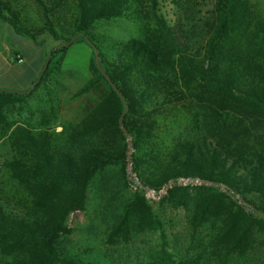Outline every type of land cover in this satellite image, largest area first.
I'll return each mask as SVG.
<instances>
[{"label": "trees", "instance_id": "1", "mask_svg": "<svg viewBox=\"0 0 264 264\" xmlns=\"http://www.w3.org/2000/svg\"><path fill=\"white\" fill-rule=\"evenodd\" d=\"M33 1L41 25L12 0H0V20L36 43L45 31L58 44L79 36L49 50L47 68L30 91L0 89V264H100L70 254L61 242L71 231L69 216L86 210L92 188L104 205H115L109 241L157 233L148 259L119 264H181L144 187L159 192L186 178L225 185H173L158 199L184 209L199 255L223 264L260 249L264 264L263 0H212L203 15L178 14L173 23L160 0ZM103 18L138 23L139 36L96 41L90 29ZM80 40L91 49V76L75 95L94 92L95 98L67 122L58 121L53 97L27 107L25 97L43 83L52 57ZM88 41L128 105L129 175L118 124L124 103ZM125 188L131 193L119 200Z\"/></svg>", "mask_w": 264, "mask_h": 264}, {"label": "rangeland", "instance_id": "2", "mask_svg": "<svg viewBox=\"0 0 264 264\" xmlns=\"http://www.w3.org/2000/svg\"><path fill=\"white\" fill-rule=\"evenodd\" d=\"M12 1L24 9L34 25H41V11L33 0ZM211 3L212 0H191L189 5H186L181 0H160L161 12L171 23L175 21L178 14H183L185 17H199L206 13ZM0 27L9 26L0 20ZM9 29L12 34H8V36L6 34V38H9L7 43L15 44V47L24 53L23 56L26 54V59L23 57V61H26L25 64L32 65L35 57L31 44L33 40L17 33H14L17 35L14 36L11 28ZM139 31L140 24L125 18H103L94 22L90 34L96 41H100L107 37L119 39L138 37ZM2 33L3 31L0 32V36ZM37 41L43 43L48 49L58 45V41L54 40L46 31L37 36ZM90 56L91 49L81 40L74 42L63 54L54 55L43 83L25 97L26 106L31 109L38 108L50 96L59 103V122L78 118L83 113L85 104L92 101L96 96L94 92L75 95V91L82 87L91 76L89 70ZM42 65L38 67L34 78H37ZM18 81L0 77V86H5V89L12 88V86L22 90L29 89L30 84L28 86L18 84ZM130 188H125L119 194V200L129 197L132 189ZM92 189L91 199L86 210L71 213L67 220V225L71 231L61 237L65 250L84 260L100 264L132 263L148 259L158 247L157 233L133 234L129 241H109L107 233L113 222L111 215L115 205L113 204V207L112 205H104L105 203L99 198L98 192L95 191V188ZM146 195L154 212L164 221L170 250L175 253L181 264H209L205 257L199 255L200 249H197L190 242V229L184 209L182 207L174 208L166 202H159V197L154 196L153 193L146 192ZM258 246L260 245L258 244ZM262 257L263 253L258 249L249 253L245 259H229L223 264H261ZM216 263L218 262H211V264Z\"/></svg>", "mask_w": 264, "mask_h": 264}, {"label": "crops", "instance_id": "3", "mask_svg": "<svg viewBox=\"0 0 264 264\" xmlns=\"http://www.w3.org/2000/svg\"><path fill=\"white\" fill-rule=\"evenodd\" d=\"M9 28H11V27L10 26L9 27H0V32L3 31L2 36H0V77H4L5 79L11 78V79H14L17 81L19 79H21V81H18V84L19 83L20 84H26L27 86L30 84V86H31V83L36 79V78H34V75H35L38 67H40V65L43 64L50 48L48 49L46 46H44L43 43H36V42L32 41L31 44L33 46V53L35 54L32 65L25 64L26 61L25 62L22 61L21 63H17L13 59V55L14 54H20L22 57H25V59H26V54H25V56H23L24 53L21 50H19L17 47H15V44L11 43V45H10L7 43V40L9 38H6V34H7V36H8V34H12V32H10ZM11 30L13 31L12 28H11ZM14 33H16V32L13 31V35L17 36ZM10 73H12V74L10 75ZM14 84H15V82H14ZM4 87L5 86H0V89H5ZM9 87H11V86H9ZM13 87L14 86H12V88H8V89H18V88H13ZM57 129H59V127H57Z\"/></svg>", "mask_w": 264, "mask_h": 264}, {"label": "water", "instance_id": "4", "mask_svg": "<svg viewBox=\"0 0 264 264\" xmlns=\"http://www.w3.org/2000/svg\"><path fill=\"white\" fill-rule=\"evenodd\" d=\"M79 35H76L74 37H72L69 41L67 42H64V43H59L56 47H53L52 50H55L57 47H60V46H63V45H69L70 43L73 42V40ZM89 42V41H88ZM90 45L92 46L93 50H94V57H95V61H96V64H97V67L99 68L100 72L104 75V77L107 79V81L110 83V85L112 86V88L116 91V93L119 95V97L122 99L123 103H124V110L122 111V113L120 114L119 118H118V124H119V127L121 129V131L124 133L125 137H126V140H127V145H128V148H127V155H126V159H127V169H126V173L129 175L130 171H131V148H132V142H131V139H132V136L131 134L128 132V130L124 127V124H123V116L124 114L127 112V109H128V105H127V102L124 98V96L122 95V93L120 92V90L118 89V87L115 85V83L110 79V77L106 74V72L104 71L101 63H100V60H99V56H98V53H97V48L95 47V45L92 43V42H89ZM51 57V51L48 52L44 62H43V65H42V68L37 76V78L35 79V81H38L43 73L45 72L46 68H47V64H48V61ZM31 86L29 87V89L27 90H22V89H6L8 91H13V92H27V91H30L31 90ZM136 183L137 184H140L139 181L137 179H135ZM187 183H193V184H206V185H215V186H219L221 187L222 189H224L225 185L224 184H219V183H216L214 181H211V180H204V179H199V178H186V179H180L178 181H168L166 184L163 185V187L160 189L159 192H156L155 190L153 189H150L148 187H144V190L148 193H153L154 196L156 197H161L165 192L166 190L173 186V185H180V184H187ZM259 215L262 216L264 218V212H259Z\"/></svg>", "mask_w": 264, "mask_h": 264}, {"label": "built area", "instance_id": "5", "mask_svg": "<svg viewBox=\"0 0 264 264\" xmlns=\"http://www.w3.org/2000/svg\"><path fill=\"white\" fill-rule=\"evenodd\" d=\"M263 3H264V0H263ZM13 59H14L16 62H22V61H23V57H22L20 54H14V55H13Z\"/></svg>", "mask_w": 264, "mask_h": 264}]
</instances>
